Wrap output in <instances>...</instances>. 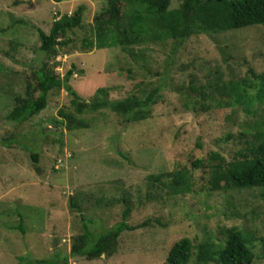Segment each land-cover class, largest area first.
I'll return each mask as SVG.
<instances>
[{
    "label": "rangeland",
    "instance_id": "obj_1",
    "mask_svg": "<svg viewBox=\"0 0 264 264\" xmlns=\"http://www.w3.org/2000/svg\"><path fill=\"white\" fill-rule=\"evenodd\" d=\"M81 3L86 5L85 24L107 6L106 0H0V137L18 138L12 147L0 143V264H17L19 256L55 259V264H168L169 249L179 239H200L207 236L205 232L223 237L220 228L232 226L253 243V264H264L262 189L207 192L202 188V168L190 166L191 159L206 160L213 151L226 161L235 160L244 143L240 134L263 129L251 126L262 111L255 110L256 102L249 111L237 106L195 114L178 90L187 87L190 79L206 82L208 73L216 72L227 81L246 77L249 66L264 71L263 26L214 37L194 35L179 44L170 40L148 44L138 59L122 47L73 50L51 59L50 63H58L55 71L60 76L72 63L87 75L108 73L105 84L115 99L159 86L160 100L152 117L143 121L125 122L105 108L81 115L88 128H57L51 119L60 107H69L71 99L62 88L52 90L47 106L29 120L6 121L15 95L24 93L25 75L46 59L38 49L36 29L48 32L54 19ZM179 3L172 0L171 7ZM228 134L233 138L224 140ZM32 152L39 153L37 163ZM58 158L63 163L55 170ZM186 164L194 179L192 192L170 199L164 207L155 203L136 208L128 218L135 224L153 217L160 224L124 230L110 256L89 259L70 254L85 221L96 235L121 219L123 205L115 198L123 190L133 197L142 195L147 175ZM76 193L86 207L83 216L69 206ZM84 195L88 198L81 201ZM20 223L24 232L18 228ZM188 264H194L193 257Z\"/></svg>",
    "mask_w": 264,
    "mask_h": 264
},
{
    "label": "trees",
    "instance_id": "obj_2",
    "mask_svg": "<svg viewBox=\"0 0 264 264\" xmlns=\"http://www.w3.org/2000/svg\"><path fill=\"white\" fill-rule=\"evenodd\" d=\"M106 1L107 6L88 24L83 21L86 5L81 3L71 13H64L54 19L48 32L39 27L36 29L40 41L38 49L46 59L34 65L25 75L24 93L15 95L13 107L5 117L6 121L20 124L29 120L47 106L50 92L61 88L71 99L70 106L60 107L57 116L51 119V123L57 128L68 131L88 128L87 121L81 115L105 108L120 115L125 122H138L152 117L153 107L160 100L159 86L140 89L139 93L123 98H112L110 86L105 84L108 73L87 75L83 68L74 63L63 76L56 73L58 63L50 61L61 53L122 47L131 57L138 59L144 56L142 47L148 44H165L169 40L179 44L194 35L214 37L227 31L258 25L263 26L264 48V0H180L177 7H171L172 0ZM247 74L240 80L224 81L216 72L208 73L206 82L198 83L190 79L187 87L178 90L186 99L187 108L195 114L212 108L237 106L247 110L258 103L255 110L259 108L262 112L251 126L261 125L263 129L257 128L255 132L240 134L244 137V143L235 160L226 161L220 152L213 151L206 160L191 159L190 166L193 169L202 168L205 180L202 188L207 192L258 187L262 189L260 195L264 200V71L256 72L249 66ZM232 138L228 134L223 139ZM17 140L14 134L0 137V143L8 147L16 144ZM31 158L37 163L39 153L32 152ZM62 163L60 158L55 160L54 169L58 170ZM146 181L147 190L144 194L138 193L133 197L126 189L115 198L123 205L121 219L105 231L93 235L85 221L83 233L74 237L70 254L89 259L100 257L101 254L112 255L124 230H136L154 222L160 224L159 219L153 217L140 223H129L128 218L134 209L155 203L164 207L170 199L192 192L194 185L187 164L182 167L177 165L170 172L149 174ZM80 196L82 195L79 193L72 195L69 206L83 216L86 207L79 202ZM87 198L84 195L81 201ZM18 228L24 232L21 223ZM219 232L223 237L214 238L211 233L205 232L207 236L200 239H179L170 247L166 262L188 264L193 257L194 264L254 263L256 255L253 243L247 240L244 231L232 226L222 227ZM17 259V264L56 263L55 259H32L25 256ZM66 261L67 258H64V262Z\"/></svg>",
    "mask_w": 264,
    "mask_h": 264
}]
</instances>
